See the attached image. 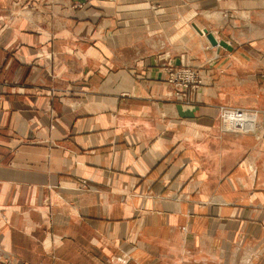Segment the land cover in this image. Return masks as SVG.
<instances>
[{"label": "crops", "instance_id": "crops-1", "mask_svg": "<svg viewBox=\"0 0 264 264\" xmlns=\"http://www.w3.org/2000/svg\"><path fill=\"white\" fill-rule=\"evenodd\" d=\"M0 264H264V0H0Z\"/></svg>", "mask_w": 264, "mask_h": 264}, {"label": "built area", "instance_id": "built-area-1", "mask_svg": "<svg viewBox=\"0 0 264 264\" xmlns=\"http://www.w3.org/2000/svg\"><path fill=\"white\" fill-rule=\"evenodd\" d=\"M168 82L175 88V96L179 101H186L189 93L203 85L201 71L189 66L173 68L169 71Z\"/></svg>", "mask_w": 264, "mask_h": 264}, {"label": "water", "instance_id": "water-1", "mask_svg": "<svg viewBox=\"0 0 264 264\" xmlns=\"http://www.w3.org/2000/svg\"><path fill=\"white\" fill-rule=\"evenodd\" d=\"M201 34H205L208 38V40L210 41V43L214 46H222L226 49H230V46L227 42L225 41H218L211 33H208V31H200Z\"/></svg>", "mask_w": 264, "mask_h": 264}]
</instances>
